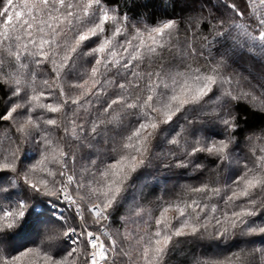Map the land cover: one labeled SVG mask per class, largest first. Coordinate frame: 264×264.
<instances>
[{
  "label": "snow or ice",
  "instance_id": "6c2138e0",
  "mask_svg": "<svg viewBox=\"0 0 264 264\" xmlns=\"http://www.w3.org/2000/svg\"><path fill=\"white\" fill-rule=\"evenodd\" d=\"M0 264H264V0H0Z\"/></svg>",
  "mask_w": 264,
  "mask_h": 264
}]
</instances>
